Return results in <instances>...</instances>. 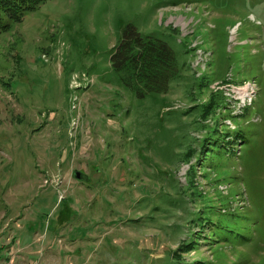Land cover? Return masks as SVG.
Here are the masks:
<instances>
[{"label": "rangeland", "instance_id": "rangeland-1", "mask_svg": "<svg viewBox=\"0 0 264 264\" xmlns=\"http://www.w3.org/2000/svg\"><path fill=\"white\" fill-rule=\"evenodd\" d=\"M5 23L0 264H264V0H47ZM127 25L173 50L166 93L112 67Z\"/></svg>", "mask_w": 264, "mask_h": 264}, {"label": "trees", "instance_id": "trees-1", "mask_svg": "<svg viewBox=\"0 0 264 264\" xmlns=\"http://www.w3.org/2000/svg\"><path fill=\"white\" fill-rule=\"evenodd\" d=\"M46 1L0 0V33L9 28V24L5 23L6 20L9 22L21 21L25 13L37 9ZM110 62L116 71L123 69L127 71L126 82L128 85L135 87L139 95H143L147 91L166 93L170 83L177 77L178 73L176 59L171 47L159 39L142 36L131 25H127L123 29L122 37L110 57ZM210 139L215 141V144L210 146V153H213L215 149L223 148V145L217 144V141L223 138L210 136ZM205 221L206 219H203V222ZM217 229L219 230V228ZM241 230L242 228H239L236 233H240ZM200 237L199 232V234H196L194 242L197 243ZM186 249L189 250V248ZM193 264L208 263L197 261Z\"/></svg>", "mask_w": 264, "mask_h": 264}, {"label": "crops", "instance_id": "crops-1", "mask_svg": "<svg viewBox=\"0 0 264 264\" xmlns=\"http://www.w3.org/2000/svg\"><path fill=\"white\" fill-rule=\"evenodd\" d=\"M3 249H4V246H0V252ZM4 252H6V254L9 255V256H6L4 259L5 260L10 259L9 263H11V264H17V261L20 259L21 255H25V254L29 253V252H27V246H23V247L21 246V248L20 247L17 249L14 248V249L9 250V251L5 249ZM29 254H31V252ZM5 260L2 261V264H4V262H6ZM31 261L36 262V260H33V259Z\"/></svg>", "mask_w": 264, "mask_h": 264}, {"label": "water", "instance_id": "water-1", "mask_svg": "<svg viewBox=\"0 0 264 264\" xmlns=\"http://www.w3.org/2000/svg\"><path fill=\"white\" fill-rule=\"evenodd\" d=\"M74 177H75L76 179H78V180L83 179V177H82V173H80L79 171H75V172H74Z\"/></svg>", "mask_w": 264, "mask_h": 264}, {"label": "flooded vegetation", "instance_id": "flooded-vegetation-1", "mask_svg": "<svg viewBox=\"0 0 264 264\" xmlns=\"http://www.w3.org/2000/svg\"><path fill=\"white\" fill-rule=\"evenodd\" d=\"M82 177H85V175H82Z\"/></svg>", "mask_w": 264, "mask_h": 264}, {"label": "built area", "instance_id": "built-area-1", "mask_svg": "<svg viewBox=\"0 0 264 264\" xmlns=\"http://www.w3.org/2000/svg\"><path fill=\"white\" fill-rule=\"evenodd\" d=\"M250 96H251V93H250ZM5 264H7V263H5Z\"/></svg>", "mask_w": 264, "mask_h": 264}]
</instances>
